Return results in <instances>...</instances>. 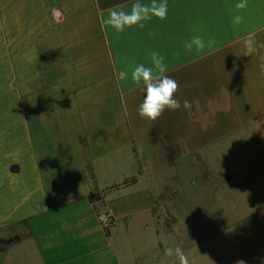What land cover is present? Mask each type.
<instances>
[{
  "label": "crops",
  "instance_id": "obj_1",
  "mask_svg": "<svg viewBox=\"0 0 264 264\" xmlns=\"http://www.w3.org/2000/svg\"><path fill=\"white\" fill-rule=\"evenodd\" d=\"M133 2L0 0V264L264 262V0H167L164 20L101 29ZM194 34L217 43L186 52ZM153 51L181 107L148 121L131 70Z\"/></svg>",
  "mask_w": 264,
  "mask_h": 264
},
{
  "label": "clouds",
  "instance_id": "obj_2",
  "mask_svg": "<svg viewBox=\"0 0 264 264\" xmlns=\"http://www.w3.org/2000/svg\"><path fill=\"white\" fill-rule=\"evenodd\" d=\"M236 10L246 9L247 0H240L235 5ZM168 2L167 0H149L143 3L142 0H134L130 10L123 8H112L104 17H101L100 26L102 30L107 28L113 29L117 33H123L126 29L138 26L145 27L146 22L158 18L164 20L167 18ZM50 16L55 24H62L66 17L63 11L58 7L50 9ZM243 17L235 15L233 24H240ZM150 36L154 37L155 32H150ZM217 41L215 37L209 36L205 39L203 36L194 34L190 39L182 42V46L186 52L191 53L195 50L203 53L205 49L215 47ZM245 47L251 53L255 50L253 40H245ZM264 47V45H261ZM149 63H140L135 65L131 70V81L134 85L142 87L144 91V99L137 108L138 115L148 121L158 120L166 110L175 111L181 107V102L176 99V93L180 89L179 83L171 76L167 75L168 66L165 58L158 52L149 54ZM261 74L264 75V64L261 65ZM185 109H191L192 103L188 100L183 101ZM168 256L175 255L179 264H190L189 257L180 248L176 247L174 252L172 249H165ZM264 264V262H262Z\"/></svg>",
  "mask_w": 264,
  "mask_h": 264
},
{
  "label": "rangeland",
  "instance_id": "obj_3",
  "mask_svg": "<svg viewBox=\"0 0 264 264\" xmlns=\"http://www.w3.org/2000/svg\"><path fill=\"white\" fill-rule=\"evenodd\" d=\"M130 243L136 249V253L148 254L152 250V244L148 243V238H133ZM153 263L155 264L156 260H153Z\"/></svg>",
  "mask_w": 264,
  "mask_h": 264
},
{
  "label": "trees",
  "instance_id": "obj_4",
  "mask_svg": "<svg viewBox=\"0 0 264 264\" xmlns=\"http://www.w3.org/2000/svg\"><path fill=\"white\" fill-rule=\"evenodd\" d=\"M133 181L134 180L126 181L124 185H128V184L132 183ZM103 195H104V193L103 194H91L89 198H90L91 202H96V201L102 199Z\"/></svg>",
  "mask_w": 264,
  "mask_h": 264
},
{
  "label": "built area",
  "instance_id": "obj_5",
  "mask_svg": "<svg viewBox=\"0 0 264 264\" xmlns=\"http://www.w3.org/2000/svg\"><path fill=\"white\" fill-rule=\"evenodd\" d=\"M102 222L106 227H109L111 224V220L107 217L102 218Z\"/></svg>",
  "mask_w": 264,
  "mask_h": 264
}]
</instances>
